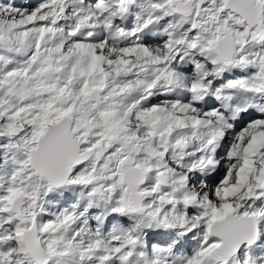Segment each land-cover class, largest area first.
I'll list each match as a JSON object with an SVG mask.
<instances>
[{"label":"snow or ice","instance_id":"6c2138e0","mask_svg":"<svg viewBox=\"0 0 264 264\" xmlns=\"http://www.w3.org/2000/svg\"><path fill=\"white\" fill-rule=\"evenodd\" d=\"M0 264H264V0H0Z\"/></svg>","mask_w":264,"mask_h":264}]
</instances>
